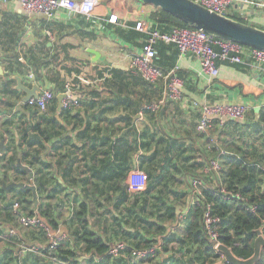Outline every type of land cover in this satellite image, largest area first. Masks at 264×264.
<instances>
[{"label": "crops", "instance_id": "0c3cea01", "mask_svg": "<svg viewBox=\"0 0 264 264\" xmlns=\"http://www.w3.org/2000/svg\"><path fill=\"white\" fill-rule=\"evenodd\" d=\"M154 10V5L140 0H98L93 19L67 10H59L54 19H47L23 10L17 1L0 3V142L5 144L3 152L0 147V176L7 170L10 178L19 177V180L6 181L7 183L32 181L29 171L26 170L28 179L24 180L13 168L4 166L5 158L15 153L18 160L21 159L24 165L33 170V182L36 174L55 178L43 189L44 197L57 179L63 180L64 156L79 155L78 158H81L83 151L89 149L90 138L80 136V123L86 121L99 124L106 133L104 135L122 137L118 143L121 149L116 150L118 158L122 152L125 154L128 144L138 147V150L131 154L134 165L124 182L127 183L133 170H142L140 158L156 153L154 160L160 162V165L155 167L153 177L147 183L146 187L151 186L148 200H142L136 206L146 210L143 219H138L144 224H166V228L161 232L151 230L142 234L144 238L155 241L161 238L168 240L175 248L166 250L161 255L163 260L146 263L185 264V261L189 263L187 255L194 253H189L185 246L179 247L178 251L186 250L187 255L184 257L187 260L178 261L180 257L173 238L174 235L180 238L181 235L184 236L185 230H180L181 234L176 230L177 222L185 221L187 205L190 202L184 191L187 190L189 178L197 172L204 157L208 152L213 153L212 144L217 146L216 153L222 155L223 159H226V154L235 152L238 156L251 159L259 168H262L260 163L264 164L259 162L264 159V126L260 125L264 119V67L252 62H222L220 74L211 78L203 74L201 63L196 56H182L175 45L159 42L157 64L165 72L172 70L175 65L180 67L184 81L182 96L179 99L169 97L163 80L143 84V79L134 73L131 64L133 58L141 52L147 35L136 29L135 25L137 20H156L152 17ZM228 12L229 15L264 28V8L246 6L238 2L231 6ZM160 26L164 28L165 25ZM91 50L99 51L100 57L97 60ZM112 68H119L124 72L114 73L110 71ZM10 73L13 74L9 76ZM30 73L34 74L35 79L29 77ZM14 75L20 76L27 86L37 84L41 89L50 88L56 94L61 92L59 88L64 87V83L71 82L75 85V93L81 100L87 101V104L72 107L71 111H64L62 107L59 111L58 102H52L46 112L39 113L33 107L24 105L25 93L16 88L17 80ZM9 78L15 79L12 83L18 90L16 94L7 93L5 90L8 86H5V82L9 81ZM81 79L87 82H81ZM149 99L152 100L151 103H148ZM207 103H244L249 109L244 120L226 127L227 137L224 134L220 136L218 130L212 140L204 138L197 130L202 106ZM36 124L39 125L38 131L34 130ZM142 133H145V137ZM218 142H224L225 146L222 148ZM112 143L115 144L114 138L102 146L105 152L102 154L103 158H115V148H110ZM85 144L87 147H84ZM226 145L235 151L226 149ZM32 158H39V162L29 164ZM84 169L89 173L88 168ZM151 169L152 167L148 170ZM79 171L80 169H75L72 175L78 176ZM154 176L162 177L157 186L153 185ZM21 188L23 187L6 190L7 194L0 195V204L7 199L19 200L24 192ZM162 188L166 192L163 201L156 198L158 189ZM78 189V185L70 184L58 187L57 193H51L54 196L63 192L71 194L77 193ZM128 191L132 194L130 184ZM178 193L184 198H176ZM22 199L20 198V201ZM50 200L41 202L39 198V204L43 208H49L50 203L51 209L54 210L55 206ZM128 205L127 202L120 203L115 215L121 217L120 212L125 211ZM38 206L34 204V209L40 214ZM167 208L175 210L177 219L164 221L167 217H159L167 212ZM19 210L29 212V209H24L23 202L20 209L14 212ZM57 214L53 211L62 234L65 238L69 236L66 247L76 252L82 250L83 242L74 243L68 229L75 224L68 220L69 216L61 219ZM16 218L14 221L5 216L4 221L1 216L0 224L5 227H17L19 236L26 242L40 246L46 244L47 238L41 235V229L26 230L20 227L18 215ZM122 227L125 228L124 223ZM1 242L3 241H0V254L4 259L0 263L14 264L11 253L5 250L6 245L2 246ZM77 260L78 264H90V252L78 255ZM126 261L131 264L129 260Z\"/></svg>", "mask_w": 264, "mask_h": 264}, {"label": "trees", "instance_id": "16d2710c", "mask_svg": "<svg viewBox=\"0 0 264 264\" xmlns=\"http://www.w3.org/2000/svg\"><path fill=\"white\" fill-rule=\"evenodd\" d=\"M229 16L246 22V20L241 19L240 17L233 15ZM152 17L154 19H157L160 24L165 25L163 29H169L172 26L192 27L182 19L161 9L160 7H155L154 12L152 13ZM90 24L92 23L90 22ZM160 27L162 28V26ZM110 71L114 73L124 72V70H121L119 68H112L110 69ZM181 72L182 70L179 69L178 74L181 78H183ZM12 74L13 73H10L9 76H11ZM12 82H15L14 78H9V81L5 82V86L8 85L5 90L7 93L11 92L13 94H16L18 90L14 88ZM146 83L151 84L143 79V84ZM64 89L65 83L64 87L59 88V91L63 92ZM52 102L53 104L57 103V96L54 97L51 103ZM151 102L152 100L149 99L148 103ZM81 104L85 106V104H87V101L82 100ZM27 106L30 107V105ZM33 108L35 109V111L40 113L38 108ZM63 110L71 111V109L65 108ZM236 122V120H229L223 126H218V122H215V126L214 128H212V132H201L202 136L206 139L211 138L213 140L212 137L215 135V132L219 130L220 136L224 134L225 137H227V132H225L226 127L229 124H235ZM260 125L264 126V119L260 123ZM34 130H39L38 124L34 125ZM43 131L42 133L44 134ZM79 133L80 136L90 138V144L88 146L89 149L83 151V155L81 158H78L79 155L73 157L69 155L64 156V162H62L63 180L60 181L57 179L55 185L53 184V188L51 190H48L49 193L47 195L51 196L52 193H57L58 187L70 184L79 186L77 193H79V195L82 194L81 205L75 211V214L74 211L71 212L69 220L72 221L75 226L68 227V229L74 243L78 244L79 242H83L84 248L82 250L79 249L76 252L74 249L66 247V245H68L69 243V236L67 235V238L64 241H62L54 250H51L50 245L47 244V232L42 228H28L29 231L41 229V235L45 236L47 238V241H45V245L40 246L39 244L24 241L22 236H19L18 232L17 234L10 236L8 230L11 228V226L5 227L3 224H0V226H3L4 230L10 236L6 240H2L3 236L5 235L0 233V240L5 242V250H8L11 253L12 258L15 261L14 264H78V255L87 252H90V264L129 263L126 260H129L131 264H143L154 260H163L161 255L165 253L166 250L172 248L168 243V240H164L163 243L159 244L157 240L155 241L152 239L144 238L142 232L132 233L131 230L123 231V233H125L127 236H131V239L123 238L122 235H118V238L111 235L108 236L106 233L108 218L100 223L98 215L94 212L96 204H102L103 207L106 203H110L113 207V210H117L120 203L127 202L129 203L126 208L129 213L128 217L131 219L134 218L135 220H137L138 218L143 219V213H146V210H142L140 206L138 208L136 206L142 200H148L151 193V186L146 187V191H144L145 189L141 191H133L130 189L131 192H139L130 194L128 191V180L127 183L124 182L128 177V172H130L134 165L131 154L136 152L138 150V147L133 146L132 144H128V148L125 151V154L124 152H122L120 158H118L116 150L121 149L118 145V143L121 142V136L111 137L109 135H104L106 133L104 132L102 127L99 124H93L91 122H85V129H83ZM142 136L145 137V133H142ZM113 138L115 144L112 143L110 148H115V158L113 160H110L109 157L103 158L102 154L105 152L103 151L102 146L109 140H113ZM219 144L220 146H222V148L223 146H225L224 142H220ZM84 147H87V145L85 144ZM226 147V149L228 150L235 151L230 146L226 145ZM212 150L214 154L208 152L206 157H204L203 161L201 162V166L199 167L197 172L188 180L187 190L184 192L189 196L190 202H188L189 204L187 206H190V208L186 211L185 221L182 222L180 220V222H177L178 225L184 224V222V225L187 224L186 228L183 227V231L185 230V237L183 238V241L186 245L182 243L180 245V248L184 246L187 248L188 245V252L194 253V255L188 254L189 258L186 254L189 264H217V262H219L222 258V254L215 249L214 243L208 237V234L203 226V214L208 204L212 205L213 213L221 218L220 225L217 228V230L219 231V239L222 243L230 246L237 256L243 258L249 257L253 253L254 239L257 235L256 229L262 228V231L264 233V164L260 163L263 169L259 168L258 166H256V163L252 162L251 159H247L245 156H238L235 154V152H233L234 154H226V159H223L222 155L216 153L218 152V149L214 144H212ZM155 155L156 153L152 154V156L150 157L140 158V166L142 170L147 174V183H149L150 178L153 177L152 172L155 167L160 165V162L154 160ZM216 158L220 160V170L205 173L204 169L209 166L212 159ZM5 159L6 163L4 164V166L13 168L17 173H20L23 176L21 179H28V172L17 165V154L14 153L13 155ZM36 162H39V158H32L29 161V164L33 165ZM259 162L264 163V159L262 158ZM83 166L88 168L89 173L85 172V169L82 168ZM151 167L152 169L148 170ZM75 169H80L78 176L72 175V172ZM224 172L225 182L223 183L221 181L220 174H223ZM154 177L155 180H153V185L157 186L161 183L160 181L162 180V177ZM52 179L55 178L45 177L44 175L39 174H36V176L34 177V184L36 186L40 199L42 193L44 192L43 189L46 185L52 182ZM195 179L202 180L201 194H198V200H196V197H193L192 191V181ZM10 180H19V177L10 178L8 171L4 170L3 174L0 176V195L7 194L6 189L3 186V182ZM21 189L24 192L19 197V200H16L15 202L20 203L21 206L23 202L24 209H29V212L27 211L25 214L32 216L36 214V210L34 209V201L32 198L31 190L27 189L26 187H23ZM85 192H88V194L90 193V198L87 197L86 194H84ZM165 193V189H158L156 198L158 200L161 198V200L163 201ZM130 196L133 198L132 200H130ZM175 196L178 199L184 198H181L179 196V193ZM20 198H23L21 200L22 202L20 201ZM13 204L14 201H9L8 199L3 201V203L1 204L5 206L4 208L0 209V216H2L4 220H6L5 216L7 218L14 219V221L17 220V215L19 218V214L21 213V211L19 210L18 212H14L12 207ZM48 205L49 208L45 209L41 206V204H39L37 210L40 212V214H38L54 231H58L61 229L60 225L51 215V204L49 203ZM159 209L160 208L158 207L157 210ZM176 215L177 213L173 208H167V212L160 214L159 217L161 219H163L162 216L167 217L163 220L169 221L171 219L174 220L176 218ZM112 216H115L114 213L112 214ZM78 220H80L81 222L80 225H78L77 223ZM115 220H118L121 225H123L124 223L122 220L127 222L124 215L121 217L116 215ZM148 225L150 227V231L156 230L161 232L164 230V228H166V224L163 225L156 222H148ZM179 234L181 233L179 232ZM182 236L183 235H181V238ZM181 238H179L178 241H180ZM131 240L132 242H130ZM117 241L126 242L127 248L122 251L118 257L114 258L108 254V251L111 246ZM33 244L40 247L38 252L27 251L23 255L20 254V252H24L21 248L22 245ZM156 244L160 246V249L156 251V254L154 256H149L148 258H136L133 255V251L135 250L149 248L152 245ZM3 259L4 257H0V261H3ZM8 262L9 261H7V263ZM164 264H168V262ZM256 264H264V251L262 252L261 258Z\"/></svg>", "mask_w": 264, "mask_h": 264}, {"label": "built area", "instance_id": "2783aa9c", "mask_svg": "<svg viewBox=\"0 0 264 264\" xmlns=\"http://www.w3.org/2000/svg\"><path fill=\"white\" fill-rule=\"evenodd\" d=\"M12 1H17L23 10L29 13L42 15L47 19H54L59 10L81 13L88 19H93L95 18V12L98 7V0H0V3H10ZM195 1L211 11L223 15H228L229 8L238 2L246 6L264 8V1L260 0ZM135 28L142 31L147 37L144 39L141 52L132 60L131 66L134 73L140 75L146 82L151 84L161 80L165 81L166 94L172 99L181 98V88L184 81L178 74V70L180 69L178 65H175L169 72H165L157 64V44L159 42L175 45L182 56H196L201 63L203 74L211 78H215L220 74V63L222 62L235 64H248L252 62L254 65L264 67V49L250 47L232 40L221 39L209 34L203 29L172 26L167 30H163L157 19L152 22L137 20ZM29 77L35 79L33 73H30ZM81 80V82H87V80ZM74 86L75 85L71 82L65 84L64 92H66V97L62 102L63 108L65 109H72V107H79L81 105L82 100L75 93ZM55 96L57 95L52 89L42 88L39 96L32 97L28 105L38 108L40 112H46ZM248 109V105L244 103L204 104L201 109V116L197 122V130L202 133H209L212 128H214L215 122H218V126H223L229 120L242 121L245 119ZM220 168V160L216 158L210 161L209 166L204 169V172L219 171ZM135 176H139V178L135 179ZM128 181L131 190H144L147 184V174L143 170L135 169L129 175ZM201 185L202 180L200 179L192 181L193 197H196V200H198V194H201ZM19 206L20 204L18 202H14L13 210H17ZM189 208L190 206H187V210ZM18 222L21 225L20 227L24 229L34 227L45 230L48 236L47 244L50 245L51 250H54L64 240L65 236L62 234L61 229L54 231L37 212L32 216L21 212ZM220 222L221 218L213 213L212 205L208 204L203 214V226L208 237L214 243L215 249L218 244L221 243L219 231L217 230ZM8 233L11 236L15 235L17 234V229L11 227ZM21 248L24 252H38L40 247L33 244L22 245ZM126 248V242L117 241L111 246L108 254L115 258ZM158 249H160V246L156 244L149 248L135 250L133 251V255L136 258H148L149 256H154Z\"/></svg>", "mask_w": 264, "mask_h": 264}, {"label": "water", "instance_id": "95a60500", "mask_svg": "<svg viewBox=\"0 0 264 264\" xmlns=\"http://www.w3.org/2000/svg\"><path fill=\"white\" fill-rule=\"evenodd\" d=\"M144 3L160 7L161 9L175 15L188 23L194 28L203 29L211 35L219 37L221 39L232 40L244 45L264 49V28L258 27L251 23H246L241 20L235 19L229 15H223L218 12L211 11L202 4L195 0H140ZM96 55L97 60L100 55L99 51L91 50ZM17 80L16 88L23 90L25 93L23 97L24 104L28 105L29 100L32 97H38L41 88L34 84L31 87L25 85L22 82V78L18 75L13 76ZM66 97V92H60L57 94V109L60 111L63 107V99ZM2 152L5 150V144L3 141L0 142ZM18 166L29 171L32 181L26 182H3V186L8 191L12 187H26L33 193V201L37 207L39 204V196L37 193L36 186L33 182V170L24 165L19 159L17 161ZM256 237L254 239L253 253L249 257L237 256L232 248L225 243H220L216 247V250L222 254V258L217 264H256L261 258L262 252L264 251V233L262 228L256 229Z\"/></svg>", "mask_w": 264, "mask_h": 264}, {"label": "rangeland", "instance_id": "374dc122", "mask_svg": "<svg viewBox=\"0 0 264 264\" xmlns=\"http://www.w3.org/2000/svg\"><path fill=\"white\" fill-rule=\"evenodd\" d=\"M83 104V102H82ZM81 104V105H82ZM86 122V121H85ZM85 129V123H80V132ZM82 137H85V136H82ZM84 168V166L82 167ZM139 170V169H138ZM142 171V170H141ZM221 175V181L224 183V176H225V172L223 174H220ZM139 176H135V179H138ZM132 193H139V192H132ZM84 194L87 195V197L90 198V193L88 194V192H85ZM44 194H42L41 196V202L43 200H48V199H51L50 201L54 204L55 206V209H51V215L52 217L55 219V216L53 215V211L57 212V216H59L61 219H65L66 217L68 218V216H70L71 212L74 211V214H75V211L80 207L81 205V201H82V194L79 195V193H59L57 194V196H48V195H45L43 197ZM63 196V197H62ZM133 198L130 196V200H132ZM15 202V201H14ZM9 204V203H8ZM20 204V203H19ZM96 204V202H95ZM13 206V205H12ZM48 206V205H46ZM5 206L4 205H1L0 204V209L4 208ZM20 207H21V204H20ZM19 207V209H20ZM47 209V208H45ZM118 210V209H117ZM97 215H98V218L100 220V223L105 221V219L108 218V221H107V228H106V233L107 235H111V236H115L116 238H118V235H122L123 238H129L131 239L132 237L131 236H127L125 233H123V231H128V230H131L132 233H135V232H142L144 234H146L148 231H150V227L148 225V223H143L142 220L140 219H137L135 220L134 218L131 219L129 218V213L127 210L122 211L120 212L121 215L125 216V220L127 222H125L124 220H122L125 224V228L122 227V225L118 222V220H115V210L112 209L111 207V204L110 203H106L103 207H102V204L101 205H97L95 206V211H94ZM114 213L115 216H112V214ZM102 214H103V217H102ZM1 218V216H0ZM69 220V219H68ZM5 221V220H4ZM70 221V220H69ZM78 225H80V220H78ZM103 226V225H102ZM186 226L184 224H181V225H177L176 226V230L178 232H180V230L183 232V227ZM0 233L5 235L6 238L10 237L7 232L4 230L3 226H0ZM3 236V237H5ZM185 237L182 236L181 240L178 241V239L180 238L179 236H175L174 235V238H173V241L175 242L176 244V247H177V254L179 255L180 259L178 261H182L183 262L185 261V257L184 255H186V250H184L183 252H181V250L178 251L180 245L182 243L185 244V242L183 241V238ZM66 238H64L65 240ZM63 240V241H64ZM1 241V240H0ZM132 242V240L130 241ZM157 242L159 244L163 243L164 242V239L161 238L160 240H157ZM5 242H1V245L4 246ZM186 245V244H185ZM171 247L175 248V246L173 244L170 245ZM187 248H188V245H187ZM186 248V249H187ZM21 255L25 254V252H20ZM0 257H1V254H0ZM10 262V260H9ZM186 262V261H185ZM178 263V262H177ZM145 264V263H143ZM146 264H156V263H146ZM186 264H189V263H186Z\"/></svg>", "mask_w": 264, "mask_h": 264}, {"label": "clouds", "instance_id": "9594fccd", "mask_svg": "<svg viewBox=\"0 0 264 264\" xmlns=\"http://www.w3.org/2000/svg\"><path fill=\"white\" fill-rule=\"evenodd\" d=\"M64 92V91H63Z\"/></svg>", "mask_w": 264, "mask_h": 264}]
</instances>
